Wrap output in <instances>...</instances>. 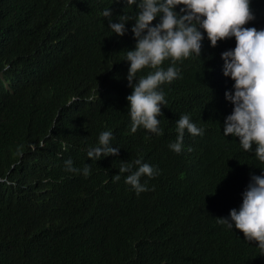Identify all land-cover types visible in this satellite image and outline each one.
<instances>
[{
    "label": "trees",
    "instance_id": "16d2710c",
    "mask_svg": "<svg viewBox=\"0 0 264 264\" xmlns=\"http://www.w3.org/2000/svg\"><path fill=\"white\" fill-rule=\"evenodd\" d=\"M109 7L114 21L137 11L123 0H0V264H264L258 242L217 222L264 168L223 135L234 81L221 53L235 37L212 46L205 34L200 56L175 61L180 77L160 86L163 134L133 132L125 54L134 21L113 33ZM250 9L243 27L264 28V0ZM182 114L204 134L185 130L176 153L169 144ZM107 130L118 155L87 157ZM68 158L90 164V175L66 171ZM138 158L158 169L139 194L119 172Z\"/></svg>",
    "mask_w": 264,
    "mask_h": 264
},
{
    "label": "clouds",
    "instance_id": "9594fccd",
    "mask_svg": "<svg viewBox=\"0 0 264 264\" xmlns=\"http://www.w3.org/2000/svg\"><path fill=\"white\" fill-rule=\"evenodd\" d=\"M123 3L135 5L134 17L122 14L114 21L110 7L103 10V16L108 18L112 32L120 36L128 31L127 22L134 21L131 31L135 47L125 54V61L129 63L126 78L132 88L126 97L131 131L143 127L152 134L162 135L158 117L166 100L160 86L180 77L175 61L193 53L200 56L205 34L212 46L218 40L235 37V47L221 53L223 74L234 81L232 90L224 93L233 109L224 118L223 135L238 137L243 150L254 152L264 162V28L243 27L254 19L250 0H123ZM168 58L173 63L165 69L161 65ZM144 67L155 71L137 78L138 71ZM175 123L177 136L169 148L176 153L182 150L185 130L192 135L204 134V129L192 122L189 114H182ZM112 137L111 130L102 131L97 145L87 149V157L97 161L118 155L120 147L113 146ZM134 164V169L125 164L119 172L128 173L125 183L139 194L149 190L141 178L158 175V169L142 158ZM73 165L71 158L64 161L66 171L90 175V164L85 163L83 169ZM114 178L119 180L120 175ZM241 195L239 207L230 209L227 217H218L217 222L228 229L241 230L247 240L258 242V247L264 250V168L259 175L251 174Z\"/></svg>",
    "mask_w": 264,
    "mask_h": 264
}]
</instances>
